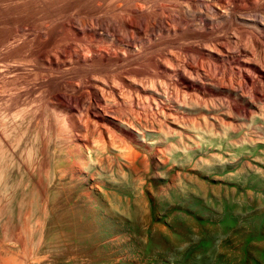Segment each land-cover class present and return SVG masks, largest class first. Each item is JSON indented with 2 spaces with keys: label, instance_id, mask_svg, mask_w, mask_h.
I'll use <instances>...</instances> for the list:
<instances>
[{
  "label": "rangeland",
  "instance_id": "rangeland-1",
  "mask_svg": "<svg viewBox=\"0 0 264 264\" xmlns=\"http://www.w3.org/2000/svg\"><path fill=\"white\" fill-rule=\"evenodd\" d=\"M222 1L199 21L183 0H0V264H264V0ZM130 3L171 30L116 41ZM72 84L71 113L49 92Z\"/></svg>",
  "mask_w": 264,
  "mask_h": 264
},
{
  "label": "bare ground",
  "instance_id": "bare-ground-1",
  "mask_svg": "<svg viewBox=\"0 0 264 264\" xmlns=\"http://www.w3.org/2000/svg\"><path fill=\"white\" fill-rule=\"evenodd\" d=\"M112 1H115L116 2V0H112ZM123 1V0H122ZM127 1H129V0H127ZM126 0H125V2H127ZM185 1V2H184ZM108 2V1H107ZM144 2H146V1H144ZM183 2L186 4V5H188V6H190V7H188V6H186V7H188V8H193V6H197L198 8H197V11H193L194 12V16H196L198 19H199V21L201 20V21H204L203 20V17L204 16H206L207 14H206V11H207V13L209 12V10H211V11H214V13H215V15L216 16H218V17H222V16H225V14H227L226 12H228L227 11V8H224V6L226 5H223L224 3H223V1L222 0H183ZM238 2V1H237ZM142 3V2H141ZM232 3H234V1H232ZM112 4V3H111ZM131 4V3H130ZM130 4H129V6H130ZM132 4H133V2H132ZM132 4H131V6H130V8L126 11L125 9L127 8V7H125V6H123V8L122 7H120V6H117V7H119V9H121L122 8V10H124L125 12H128V14H130V15H132L133 16V19H135L134 20V22L133 23H128V22H125L126 21V19L125 18H127V16H128V14H126L124 17L122 16L121 18L123 19H121L122 21H123V23H122V25L120 26L121 28H119V29H116L117 27H119V26H117L116 28H115V26H108V27H106L105 29H107V30H109V31H112V33H113V36H114V38L113 39H115L116 41L117 40H119L120 38H122V36L121 35H123L122 33H127V31L129 30V31H131V35H130V38L132 39L133 38V36H134V32H136V34L138 33L139 35H141L142 34V28L144 27V29H145V31H146V29L148 30V28H150V27H152L153 29L155 28V27H161L162 29H166V30H169L170 29V27L168 28V27H165V25L166 24H163V25H161V19L159 20V19H156V18H153V19H151L150 21H144L146 24L144 25L142 22V24L143 25H141V23H139V21L137 22V20H136V18H135V16H136V14L138 13L139 14V12L141 11H139V9H141V8H131V7H138L137 6V4H135V5H133L132 6ZM144 4L145 3H143V7H144ZM185 4H184V6H185ZM235 4V3H234ZM237 4V3H236ZM235 4V5H236ZM110 5V4H109ZM114 5V4H113ZM118 5V4H117ZM120 5V4H119ZM228 5V4H227ZM240 4H238V6H239ZM127 6V5H126ZM128 6V7H129ZM183 6V5H182ZM234 6V5H233ZM233 6H231V8H233ZM125 7V8H124ZM141 7V6H140ZM226 7V6H225ZM111 8H115V5H114V7H111ZM182 8V7H181ZM188 8H186V9H188ZM229 8V7H228ZM231 8H229V10L231 9ZM236 8H238V7H236ZM245 8V7H244ZM118 9V8H117ZM147 9V8H146ZM224 9H226V11L224 10ZM235 9V8H234ZM234 9H233V11H234ZM155 10V9H154ZM176 10V9H175ZM193 10H195L194 8H193ZM236 10V9H235ZM120 11V10H119ZM180 11V10H179ZM184 11H185V9H184ZM189 11V10H188ZM210 11V12H211ZM237 11H238V9H237ZM240 11H242V10H240ZM243 11L245 12V10L243 9ZM117 12V11H116ZM147 12V11H146ZM163 12V11H162ZM174 12V11H173ZM180 12H182V11H180ZM209 12V13H210ZM235 12V11H234ZM142 13H145V11L144 12H142ZM141 13V14H142ZM156 13V12H155ZM177 13V12H176ZM185 13V12H184ZM187 13V12H186ZM185 13V14H186ZM211 13H213V12H211ZM243 12H241V14H242ZM246 13V12H245ZM124 14V13H123ZM182 14V13H181ZM188 14H189V12H188ZM187 14V15H188ZM239 14V13H238ZM98 15V14H97ZM118 15V14H117ZM158 14L156 13V16H157ZM163 15V14H162ZM168 15V14H167ZM183 15V14H182ZM193 15V14H192ZM99 16V15H98ZM149 16V15H148ZM155 16V15H154ZM176 16H178V14L176 15ZM186 16V15H185ZM190 16V15H189ZM193 16V17H194ZM242 16V15H241ZM129 17V16H128ZM131 17V16H130ZM144 18V17H143ZM179 18H180V15H179ZM183 18V17H182ZM223 18V17H222ZM75 19V18H74ZM91 19H93V18H91ZM120 19V18H119ZM139 19V18H138ZM148 19V18H147ZM166 19V18H165ZM173 19V18H172ZM181 19V18H180ZM183 19H185V18H183ZM192 19H194V18H192ZM47 20H49V19H47ZM72 20V21H71ZM70 21H71V23H72V26H73V28L75 29V30H77V31H81L80 30V28L78 29V26L80 27V25L78 24H75V22H74V20L73 19H71ZM125 20V21H124ZM130 20H132V19H130ZM176 20V19H175ZM69 21V20H68ZM121 21V22H122ZM128 21V20H127ZM167 21V20H166ZM178 21V20H177ZM181 21V20H180ZM32 22V21H31ZM90 23H88L86 26H85V24L84 25H82V26H84L83 27V29H84V31H86L87 33H88V35L89 34H95V35H98L99 34V30H101V29H103L104 28V26H106L105 24L103 25V23H101L102 22V20H101V22H100V20H98V17L96 18V16L94 17V21L92 20V21H89ZM120 22V23H121ZM162 22H163V20H162ZM184 22V21H183ZM193 22V21H192ZM76 23H78V22H76ZM165 23V22H164ZM179 23V22H178ZM182 23V22H181ZM180 23V24H181ZM202 23H204V22H202ZM264 23V22H263ZM41 24V23H40ZM45 24V23H44ZM170 24V23H169ZM206 24V23H205ZM42 25V24H41ZM171 25V24H170ZM179 25V24H178ZM204 25V24H203ZM43 26V25H42ZM45 26V25H44ZM51 26V25H50ZM148 26H150V27H148ZM197 26V25H196ZM41 27V26H40ZM198 27V26H197ZM44 29H45V27H44ZM43 28H42V31L44 30ZM83 29H82V33H83ZM143 29V30H144ZM48 30V29H47ZM46 30V31H47ZM54 30V29H53ZM155 30V29H154ZM171 30V29H170ZM103 31H104V29H103ZM102 31V32H103ZM128 31V32H129ZM84 33V34H87V33ZM76 33V32H75ZM105 33V32H104ZM124 33V35H127V34H125ZM80 34V33H79ZM130 34V33H129ZM75 35V34H74ZM100 35V34H99ZM123 35V36H124ZM63 37V36H62ZM76 37V36H75ZM5 38V37H4ZM240 38V37H239ZM59 39H61L60 37H59ZM62 39H64V38H62ZM113 39L111 40V41H113ZM217 39H219V37L217 38ZM9 40V39H8ZM56 40V39H55ZM73 40V39H72ZM133 40V39H132ZM4 42H5V40H3ZM66 41V40H65ZM216 41V40H215ZM219 40H217L216 42H218ZM10 42V41H9ZM12 42V41H11ZM55 42V41H54ZM70 42V41H69ZM83 42V41H82ZM134 42V41H133ZM220 42V41H219ZM52 43V42H51ZM215 43V42H214ZM57 44V43H56ZM118 44H119V42H118ZM216 44V43H215ZM237 44V43H236ZM10 45V44H9ZM76 45H78V44H76ZM223 45V44H222ZM235 45V44H234ZM11 46V45H10ZM43 46V45H42ZM46 46V45H45ZM55 46H57V45H55ZM59 46V45H58ZM214 46V45H213ZM218 46V45H217ZM51 47V46H50ZM82 47V46H81ZM96 47V46H95ZM215 47V46H214ZM260 47H261V45H260ZM58 48V47H57ZM60 48H62V47H60ZM216 48V47H215ZM220 48V47H219ZM51 49V48H50ZM92 49V48H91ZM94 49V48H93ZM105 49V48H104ZM216 49H218V48H216ZM215 49V50H216ZM64 50H66V49H57L56 50V53L54 54V57H53V55H52V57L50 56L51 54H53V53H50V55H49V53L46 51V52H44L43 50H42V52L40 51V52H38V54L36 53H34L33 54V56H35V57H37L38 59L40 58H42V60H43V58H44V61H46L45 60V58L47 59V61L48 60H53V61H55L56 62V59H57V61H58V59H65L66 57H65V55H66V53H65V55H64V57H62L63 56V53L65 52ZM135 50V49H134ZM209 50H210V48H209ZM54 51V50H53ZM52 51V52H53ZM74 51V50H73ZM80 50H78V52H79ZM90 51H92V50H90ZM96 51V49L93 51V52H95ZM171 51V50H170ZM75 52H77V51H75ZM85 52V51H84ZM83 52V53H84ZM97 52V51H96ZM105 52V51H104ZM212 52H213V50H212ZM261 52L262 53H264V47H261ZM22 53H23V51H22ZM32 53V52H31ZM81 53V52H80ZM74 53V55H75V57H76V59H77V61H83L84 60V58H85V55H87V54H83V53ZM101 53V52H100ZM132 53V52H131ZM95 54V53H94ZM98 54V53H97ZM103 54V53H102ZM172 54V53H171ZM171 54H169L168 55V57H166V59H165V62H164V60H160L159 62H157L158 63V65L157 66H159V67H161V68H163V69H166V68H172L171 66H170V63H169V65L168 64H166V60L167 59H170L171 61H173L174 63H175V65H174V68L175 69H177V71H178V74H180L181 76L183 75L182 73H181V71L182 72H184L185 70H187V71H189V72H193V70L197 73V70H196V68L195 69H192V67H189L188 68V66H187V69H185V65L183 64V63H180V61H182V60H179L175 55H171ZM20 55H21V57L23 56L21 53H20ZM104 55V54H103ZM125 55V54H124ZM177 55V54H176ZM18 56V55H17ZM17 56H16V58H17ZM26 56V55H25ZM30 56V55H29ZM88 56H89V54H88ZM165 56H167V55H165ZM178 56V55H177ZM21 57H19L18 59H20ZM27 57V56H26ZM36 58V59H37ZM238 58V57H237ZM22 59V58H21ZM23 59H25V60H27V58H23ZM39 59V60H40ZM15 60V59H14ZM61 60V61H62ZM66 60V59H65ZM68 60V59H67ZM86 61H87V57H86V59H85ZM84 60V61H85ZM23 61V60H22ZM29 61V60H28ZM41 61V60H40ZM64 61V60H63ZM62 61V62H63ZM245 61V60H244ZM27 62V61H26ZM30 62V61H29ZM48 62H50V61H48ZM66 62V61H65ZM169 61L167 60V63H168ZM173 63V64H174ZM188 63V62H187ZM66 64V63H65ZM186 64V63H185ZM190 64V63H189ZM1 65V64H0ZM188 65V64H187ZM3 67H5V65H2ZM7 66V65H6ZM168 66V67H167ZM189 66H191V65H189ZM1 67V66H0ZM261 67V66H260ZM15 68V67H14ZM133 68V67H132ZM174 68H172V69H174ZM1 69V68H0ZM12 70H14V69H12ZM41 70V69H40ZM257 70V69H256ZM259 70V69H258ZM258 70H257V72H258ZM262 70V69H261ZM188 72V73H189ZM260 72V71H259ZM90 73V72H89ZM263 73V72H262ZM50 74V73H49ZM127 74V73H126ZM192 74V73H191ZM261 74V73H260ZM12 75V74H11ZM41 75H42V73H41ZM47 75V74H46ZM124 75V74H123ZM129 75V74H128ZM128 75H124L123 77H122V79L123 80H125V82H127L128 83V86H130V89H134L135 91L134 92H136L135 94L137 95V93H143V94H146V93H144V92H140L141 90H142V88L143 87H145V86H143V85H145L144 83L143 84H141V82L140 83H138V87H135L134 86V84H133V82L131 81V78L133 77V76H131V78L129 79V77L130 76H128ZM184 75H186L185 73H184ZM261 75H264V74H261ZM43 76V75H42ZM121 76V75H120ZM180 76V77H181ZM246 76V75H245ZM248 76V75H247ZM21 77V76H20ZM52 77V76H51ZM137 77V76H136ZM249 77H251L250 75L248 76V78ZM14 78V77H13ZM100 78V77H99ZM113 78V77H112ZM114 78H116V77H114ZM247 78V77H246ZM91 79V78H90ZM93 79H95V77L93 78ZM100 79H102V78H100ZM107 79H108V77H107ZM252 79V78H251ZM103 80V79H102ZM106 80V79H105ZM108 80H110V78L108 79ZM135 81H138L139 82V80H136V79H134ZM133 80V81H134ZM145 80V79H144ZM262 80H264V79H262ZM87 81H89V80H87ZM112 81V83H114L115 85H117L115 82H113V81H115V79H113V80H111ZM110 81V82H111ZM122 81V80H121ZM131 81V82H130ZM134 81V82H135ZM150 81V80H149ZM167 81V80H166ZM11 82V81H10ZM13 82V81H12ZM90 82V81H89ZM102 82H104V81H102ZM106 82H108L107 80H106ZM106 82H105V84H104V86H106V88L108 87L107 86V84H106ZM117 82V81H116ZM123 82V81H122ZM159 82V81H158ZM14 83V82H13ZM101 83V82H100ZM99 83V84H100ZM119 83V82H118ZM137 83V82H136ZM156 83V82H155ZM176 83V82H175ZM174 83V84H175ZM3 84V83H2ZM71 84V83H70ZM69 84V85H70ZM91 84V83H90ZM98 84V83H97ZM96 83H94V84H92V85H90V86H88L89 88H90V91L93 93V95H94V97H97V98H100V97H102L103 98V96H105L106 94H110V93H107L106 92V94H105V92H103L104 94L102 95V90H101V88L103 87H101V88H99V84L97 85ZM113 84V85H114ZM126 84V83H125ZM73 86H70V88L68 89H63V87H62V89H60V88H57V89H53L52 91H50L49 92V98L52 100V102L54 101V104L57 106V107H59V108H62V109H68L69 110V112H71V109H73V106H69L68 104V102H69V99L70 100H72V98L74 99H76V101L77 100H82L83 98H84V94H83V91H84V88H83V91H82V89H81V86H78V85H75V84H72ZM102 85V84H101ZM114 85V86H115ZM146 85H147V81H146ZM153 85V84H152ZM151 85V86H152ZM158 85V84H157ZM160 85H161V82H160ZM110 86H112V85H109V87L108 88H110ZM126 86H127V84H126ZM137 86V85H136ZM2 87V86H1ZM59 87V86H58ZM69 87V86H68ZM117 87H119L118 85H117ZM131 87H133V88H131ZM147 88L149 87V86H146ZM181 87L182 88H184L183 90H191V89H193V84L192 83H189V82H187L186 80L184 81V77H183V80H182V84H181ZM103 88H105V87H103ZM102 88V89H103ZM114 88H116V86L114 87ZM155 88V87H154ZM154 88H152V89H154ZM144 89V88H143ZM156 89V88H155ZM41 90H43V89H41ZM106 90V89H105ZM105 90H103V91H105ZM109 90V89H108ZM111 90V89H110ZM115 90V89H114ZM119 90V89H118ZM145 90V89H144ZM148 90V89H147ZM195 90V89H194ZM197 90V89H196ZM107 91V90H106ZM113 91V90H112ZM111 91V92H112ZM116 91V90H115ZM115 91H113L112 92V97L113 98H115V100L116 101H119V99H121V100H123V94L125 95V93H122L121 91H117V92H115ZM143 91V90H142ZM156 91V90H155ZM191 92V91H190ZM197 92V91H196ZM127 93V92H126ZM129 93V92H128ZM133 93V92H132ZM130 94H131V91H130ZM149 94V93H148ZM16 95V94H15ZM127 95V94H126ZM126 95H125V97H126ZM142 95V94H141ZM140 95V96H141ZM151 95V94H150ZM107 96L108 95H106L105 97L107 98ZM131 96V95H130ZM143 96V95H142ZM148 96V95H147ZM152 96V95H151ZM5 97V96H4ZM67 97L69 98L68 100H67ZM104 97V98H105ZM111 97V98H112ZM124 97V98H125ZM106 98H105V100H106ZM132 98V97H131ZM148 98V97H147ZM154 98V97H153ZM101 99V98H100ZM108 99V98H107ZM118 99V100H117ZM102 100H104V99H102ZM154 100H155V98H154ZM153 100V101H154ZM107 101V100H106ZM82 102V101H81ZM113 102H114V100H113ZM108 105V104H107ZM69 106V107H68ZM75 107V106H74ZM103 108V107H102ZM39 109V108H38ZM75 110V109H74ZM103 110V109H102ZM94 111V110H93ZM73 112V111H72ZM71 112V113H72ZM95 112V111H94ZM97 112V111H96ZM103 113H106L105 112V109H104V112ZM102 113V114H103ZM100 114H101V112H100ZM86 115H88V113L86 114ZM105 115V114H104ZM98 116V115H97ZM102 116V115H101ZM87 117V116H86ZM102 118V117H101ZM93 123V122H92ZM94 126V125H93ZM90 127V126H89ZM95 128V127H94ZM93 128V129H94ZM89 129V128H88ZM95 130V129H94ZM93 131V130H92ZM98 131V130H97ZM94 132V131H93ZM90 133H91V131H90Z\"/></svg>",
  "mask_w": 264,
  "mask_h": 264
}]
</instances>
